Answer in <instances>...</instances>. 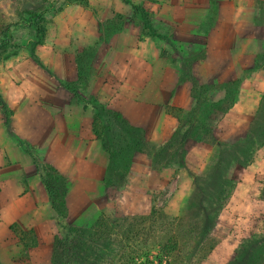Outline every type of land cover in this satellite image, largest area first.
Masks as SVG:
<instances>
[{
    "label": "crops",
    "instance_id": "1",
    "mask_svg": "<svg viewBox=\"0 0 264 264\" xmlns=\"http://www.w3.org/2000/svg\"><path fill=\"white\" fill-rule=\"evenodd\" d=\"M257 4L259 0H106L101 16L77 6L61 15L56 37L47 38L51 54L39 53L41 66L25 61L0 71L1 107L11 112L9 121L3 116L0 124V264H18L26 254L28 245L13 232L15 226L35 235L28 264H50L53 257L58 214L37 162L63 178L69 226L94 225L107 209L104 177L111 154L103 147L94 108L84 102L87 97L94 96L140 133L146 146L131 153L119 194L118 207L126 216L149 214L154 195L167 190L173 191L165 213L181 216L198 178H207L219 159V149L245 139L257 143L251 134L264 108V35ZM135 6L149 12L143 28L130 21ZM117 17L123 26L100 44L102 22ZM91 49H97L94 71L75 101L63 85L79 82L75 55ZM202 102L206 110L200 109ZM179 138L184 139L183 163L177 167L171 159L155 166L149 146ZM256 156L219 221L242 212L233 204L236 198L261 195L255 184L263 171L264 144ZM256 207L248 204L243 211ZM235 247L223 264L231 262Z\"/></svg>",
    "mask_w": 264,
    "mask_h": 264
},
{
    "label": "rangeland",
    "instance_id": "2",
    "mask_svg": "<svg viewBox=\"0 0 264 264\" xmlns=\"http://www.w3.org/2000/svg\"><path fill=\"white\" fill-rule=\"evenodd\" d=\"M105 3L106 0H0V71L11 66L13 68L17 62H41L39 53L42 56L49 55V52L51 54V50L47 48L46 40L56 37L59 19L68 9L80 6L92 9L96 15L100 14L101 16V13H106ZM142 8L140 7V10ZM256 8L260 11V13L258 11V21L262 25L261 34L264 35V0H259ZM211 15L214 16L213 13ZM149 17L148 11H139L138 9L130 21L143 28L144 22L149 20ZM123 24V20L119 17L102 22L100 44L107 43L111 34L121 29ZM75 56L79 66V82L63 86L72 90L75 101H78L84 94L85 80L94 71L92 64L96 61L97 49L81 52ZM100 57L105 61L108 55L102 53ZM235 89L234 85L230 86L231 97L235 96ZM202 90L198 89V93L201 94ZM94 98V96L87 97L84 102L94 108L95 125L103 140V147L111 154V162L107 165V173L104 177V182L109 187L110 196L107 197V209L101 216L112 221L128 218L130 223V237L132 238L129 240L128 246L130 247L126 252L130 258H126L123 264H223L234 245L236 247L232 260L228 264H264V164H262V175L255 184V187L261 190V195L257 198H245V200L242 197L236 198L233 204H236V208L242 209V212L234 216L231 213L227 214L219 221L224 206L231 199L235 185L244 175V169L253 166V163L257 161V156L255 159L257 149L260 143L264 144V108L259 114V124L253 127L251 134V137L256 138V144L245 139L231 144L227 149L218 150L219 159L217 162L220 160L221 164L216 166V162L213 167L209 168L211 174L208 177L212 192H209V197L201 196V194H197L198 192L193 193L182 213L184 217L181 215L185 226L195 225L193 231L194 234L196 233L195 237L194 235L186 236L187 231H183L182 244L188 253L184 255L183 252L179 258L171 257L169 259L159 252L157 239L149 238L147 240L146 236L138 235L139 231L134 235L138 229H142L144 226L147 228L149 223L142 224L138 218L148 216L151 210L146 215L126 216L121 213L118 207L119 194L125 185L131 153L145 150V143L142 144L140 133L126 127L117 114L98 104ZM1 106L0 103V109L4 110L3 115L0 114V124L2 125V117L4 116L5 121L8 122L11 112ZM199 106L201 110H206L208 107L205 102L200 103ZM210 107L211 104H209V114ZM224 109L225 107L222 108V110ZM199 119L200 121L204 120L202 117ZM115 128L118 130L115 131ZM181 141L182 138L174 140L162 151L159 147L149 146V153L155 166L164 164L171 159H173V164L181 165L183 162L180 153L182 150ZM37 161L38 159H36ZM36 165L41 176L48 178L52 184L56 206L63 209L67 216L63 178L51 167L39 162ZM215 167L216 170L211 172ZM251 172L253 174L254 171ZM254 174L257 175V173ZM197 183L199 184L200 181ZM172 191L167 190L161 195L155 194L153 197L154 207L164 209ZM248 204L257 206V209H252L248 213L246 210L243 211ZM205 209L208 210L206 214L204 213ZM241 219H249L247 225L251 224L252 227L246 228V223H241ZM252 221H256V224L254 225ZM92 225L89 227L69 226L66 218L61 219L58 216L55 222V242L50 264H120L117 255L119 254L117 243L121 239L120 234L112 235L106 241L97 242L89 237ZM13 232L17 233L19 238L28 245L26 254H22L18 264H28L27 250L35 242V235L31 231H24L17 226L13 227ZM187 241H192L188 248L185 247ZM136 250L144 252L143 255H139V252L134 253Z\"/></svg>",
    "mask_w": 264,
    "mask_h": 264
},
{
    "label": "trees",
    "instance_id": "3",
    "mask_svg": "<svg viewBox=\"0 0 264 264\" xmlns=\"http://www.w3.org/2000/svg\"><path fill=\"white\" fill-rule=\"evenodd\" d=\"M135 11H143L142 9L140 10V7L135 6L134 7ZM147 21V20H146ZM145 21V23H146ZM144 23V24H145ZM150 23L151 22H147ZM151 26L154 27V25H150V29ZM40 66L41 63L37 62ZM232 103L230 104L229 107H231ZM260 118V117H259ZM258 118V119H259ZM174 142V141H173ZM171 142V143H173ZM171 143L166 144L165 146L159 147V149H161V151L171 145ZM182 146L184 143V139H182L181 141ZM144 144V143H143ZM229 148L228 146L226 147H222L221 149H227ZM181 155H182V160L184 157V150L182 147L181 150ZM220 161V160H219ZM217 162L216 166L219 165L220 166V162ZM183 163V162H182ZM216 170L215 169L211 170V172H214ZM209 171L207 173V178H198V180L200 181L199 186L195 189L194 194H201V196H206L209 197V192L212 190V186L209 185ZM46 186V189L48 191L49 194V199L50 202L53 206V208L55 209V211L57 212L58 216L61 219H65L66 218V213L64 212L63 209H59L55 202V192L53 191L52 184L49 182L48 178L42 177ZM212 192V191H211ZM229 195V194H228ZM207 200V199H206ZM64 205V204H63ZM206 211H208L207 209L204 210V213L206 214ZM183 216V215H182ZM171 217L169 216L167 213H165L164 209H158L156 207H153L151 210V213L146 216V217H141L138 218L142 224H145L146 222H148L149 224H147V228L146 226H144L142 229H138L136 231V233L134 232V235H136L139 231V236L143 235L146 236V239L148 240L150 239H157L158 242V250L160 253H162L164 256L169 257V259L171 257H173L174 259H177L181 256V254L186 255L188 252H186L184 250V244H182V239L184 238V232L183 231H187L186 236H190V235H196V233L194 234L193 231L195 229V225H184V220L183 217ZM192 233H189V232ZM118 235L120 234L121 239L118 241L117 243V247L118 249V262L120 264H123V261L126 258H130L128 255H126V252L128 251L129 247L128 243L129 240H131L132 237H130V223L128 222V218H119V219H114L113 221L101 216L96 223L91 227V235L89 236L90 239H93L97 242H103L106 241L108 237H111L112 235ZM109 239V238H108ZM194 240V239H193ZM192 241H187V244H185V247L187 246L190 247ZM36 244L33 243L31 247H34ZM26 251V249H25ZM139 255H143L144 252H140L138 250H136L134 253H138ZM127 256V257H126ZM237 263L238 261L235 260Z\"/></svg>",
    "mask_w": 264,
    "mask_h": 264
}]
</instances>
